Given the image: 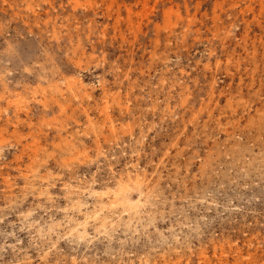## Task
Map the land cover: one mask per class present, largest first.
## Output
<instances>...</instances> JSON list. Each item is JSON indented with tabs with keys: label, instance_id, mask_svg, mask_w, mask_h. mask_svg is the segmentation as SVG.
I'll use <instances>...</instances> for the list:
<instances>
[{
	"label": "rangeland",
	"instance_id": "obj_1",
	"mask_svg": "<svg viewBox=\"0 0 264 264\" xmlns=\"http://www.w3.org/2000/svg\"><path fill=\"white\" fill-rule=\"evenodd\" d=\"M0 264H264V0H0Z\"/></svg>",
	"mask_w": 264,
	"mask_h": 264
},
{
	"label": "bare ground",
	"instance_id": "obj_2",
	"mask_svg": "<svg viewBox=\"0 0 264 264\" xmlns=\"http://www.w3.org/2000/svg\"><path fill=\"white\" fill-rule=\"evenodd\" d=\"M83 227V226H82ZM86 233V228H84V231H83V233L82 234H85ZM222 262H223V260H222Z\"/></svg>",
	"mask_w": 264,
	"mask_h": 264
}]
</instances>
